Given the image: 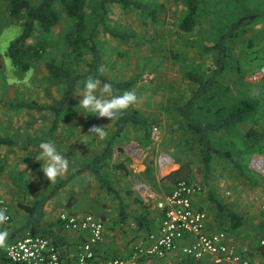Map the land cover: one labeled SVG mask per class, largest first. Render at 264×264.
Here are the masks:
<instances>
[{
	"label": "rangeland",
	"instance_id": "rangeland-1",
	"mask_svg": "<svg viewBox=\"0 0 264 264\" xmlns=\"http://www.w3.org/2000/svg\"><path fill=\"white\" fill-rule=\"evenodd\" d=\"M10 1L0 0V136L7 137L13 143L0 144V187L8 188L19 202L28 203L29 197L36 199L48 195L59 184L67 181L70 174L78 171L85 161H89L92 154L103 151L115 137L116 120L99 118L78 108L82 99L78 94L82 92L86 78L77 83L56 127H53L56 118L53 110L18 106L22 102L52 105L62 97L66 86L51 76L46 63L53 59L59 61L70 53L64 36L70 31L73 21L59 7V23L50 32L41 34L49 43L48 51L29 70L20 72L12 65L6 52L10 42L23 31L25 16L11 14ZM100 1L91 0L89 3L91 27L103 11ZM132 1L138 5L124 7L117 2L106 5L105 23L123 37L105 30L103 24H98L94 32L101 56L99 66L105 67L103 75L133 82L127 90H135L140 102L129 109L137 110L148 121V127L129 126L112 142L113 153L119 154L120 170L128 174L126 166L130 153H135L131 144L138 142L147 145L151 125L160 124L165 129L160 151H169L180 162L179 173L173 176V180L200 184L208 199L211 196L212 199L216 198L241 217L242 225L237 229L232 227V221L229 220L231 236L237 242L256 243L263 222L252 198L259 195L263 179L248 165L251 157L264 155V81H252L250 74L260 65L264 55V0H242V3L236 0H204L208 12L201 17L192 32H183L179 28L187 12L183 0ZM246 12H251L250 18L254 20L245 24L240 33L229 41V67L219 76L216 86L219 92L215 99H219L216 105H226L228 109L239 105L242 99L253 100L258 105V111L246 122L231 129L232 135L223 138L222 132L214 137V143L220 151L214 154L210 171L206 173L199 146L191 143L190 135L180 126L177 106L187 101L196 88V84L186 78L185 73L195 71L210 76L215 69L216 52L207 50V45L215 43L230 20ZM38 34L36 32L34 36ZM91 61L92 55L86 53L74 64L75 71L78 74L85 73ZM206 102L200 101L201 105H206ZM94 125H108V136L104 140L89 133ZM251 129L255 133L246 135ZM48 141L54 142L57 150L69 160L67 174L52 184L42 171L43 161L35 159L41 151L40 143ZM225 163L227 165L224 167L219 165ZM89 180L90 177L80 178L73 184L72 187L78 186L81 190L78 195L72 196L69 188L63 189L58 197L48 200L44 210V228L63 239L73 242L80 240L79 235L58 224L60 213H72L74 209L81 213L110 217L112 223L109 226L111 230L114 229L119 216L126 211L123 204L125 197L119 200L121 192L115 188L100 189L92 195L88 191L91 184ZM126 182L129 187V179ZM26 189L29 190L28 194ZM227 190L230 191L229 196L226 195ZM127 194L138 203L130 191L127 190ZM72 204L75 207L71 209ZM222 216L227 217V214L223 212ZM105 224L108 225V221ZM126 228L123 221L122 234L127 233ZM128 228L131 232L136 231L130 223Z\"/></svg>",
	"mask_w": 264,
	"mask_h": 264
},
{
	"label": "trees",
	"instance_id": "trees-1",
	"mask_svg": "<svg viewBox=\"0 0 264 264\" xmlns=\"http://www.w3.org/2000/svg\"><path fill=\"white\" fill-rule=\"evenodd\" d=\"M90 1L91 0H38L37 3H33L30 0L10 1V13L13 15L23 14L25 16L23 31L10 42L6 52L12 65L20 72L29 70L34 62L42 59L48 51L49 43L41 34L50 32L51 29L59 23L61 19L59 7H62L64 13L73 21L70 31L64 36L70 53L59 61L53 59L46 63V68L51 76L66 86L62 97L54 104L47 106L35 105L32 102H22L18 104L19 107L53 110L56 114L53 127L57 126L59 116L66 108V104L70 100L79 80L87 78L89 75L97 76L102 84L111 83L114 90H116L115 94L118 95L123 94V92L129 89L133 84L132 81L111 79L97 72L101 56L94 39V32L98 24H103L105 30L111 31L115 36L123 37L120 32L108 27L105 23V15L107 14L106 5L108 3L117 2L127 7L132 4L138 5V3L132 0H101L100 8L103 11L98 14V19H96L91 27L88 13ZM236 1L242 3V0ZM183 2L186 4L187 12L181 20L179 28L183 32H192L199 23L201 17L208 12V8L204 5V0H183ZM250 16H252V13L246 12L239 18L230 20V24L215 43L207 45V50H214L216 52L215 69L210 76L206 77L195 71H187L185 73L186 78L196 84V88L187 101L177 106L180 126L190 135L191 140L199 146L206 173L210 171L214 154L219 152V149H217L214 144V137L222 133L223 130L228 127L235 128L237 125L246 122L258 111V105L253 100L242 99L239 105L228 109L226 105H216L219 99H215L216 94L219 92L216 87L220 80L219 76L229 67V41L240 33V29H242L245 24L254 20L250 18ZM258 16L257 14V17ZM36 32L39 33L38 36H34ZM86 53L92 55V61L89 64L90 67L85 73L78 74L75 71L74 64ZM0 67H2L1 59ZM201 100L207 101L206 105H201ZM115 124V137L107 143L104 152L93 157L78 171L83 172L89 170L93 172L99 177L102 185L107 187L108 190H113L114 188L104 176L102 168L105 161L112 155V142L118 139L116 137L121 135L131 124L148 127L147 119L143 118L137 110L130 109H127L121 117L116 119ZM251 133L253 134V132ZM148 137L150 138V130ZM12 143L13 141L7 137L0 136V144ZM63 185L64 183L59 184L49 195H41L36 199L33 206H26V209L30 212L29 224L32 225V230L34 232L41 231L46 236L49 235L54 237L55 243L61 249L62 242L53 232L49 231L50 229L43 228L42 218L44 216L43 208L45 203L54 195L56 190ZM211 198L213 197L211 196ZM222 207V210L227 211L234 225H238L240 216L232 209H226L224 206Z\"/></svg>",
	"mask_w": 264,
	"mask_h": 264
},
{
	"label": "built area",
	"instance_id": "built-area-1",
	"mask_svg": "<svg viewBox=\"0 0 264 264\" xmlns=\"http://www.w3.org/2000/svg\"><path fill=\"white\" fill-rule=\"evenodd\" d=\"M250 78L254 82L264 81V55ZM162 139V128L153 124L149 140L151 146H158ZM134 150L135 153L141 152L139 147ZM154 158L164 175L174 170L175 161L169 154L162 152ZM249 166L264 177V155L251 157ZM137 189L146 191L143 184H138ZM201 193L203 188L200 184L178 180L169 192L155 200L162 213L158 227L149 231L147 242L134 244L126 256L99 255L98 247L105 237V225L95 214L62 212L58 220L61 228L81 233L75 264H264V224L256 243L236 245L229 239L226 229H209V213L195 204L196 196ZM253 201L264 216V197L256 195ZM0 208H6L9 216V220L0 225V231H3L12 222L10 203L3 195H0ZM0 264L68 263L51 237L26 228L18 237L8 239L6 248H1Z\"/></svg>",
	"mask_w": 264,
	"mask_h": 264
},
{
	"label": "crops",
	"instance_id": "crops-1",
	"mask_svg": "<svg viewBox=\"0 0 264 264\" xmlns=\"http://www.w3.org/2000/svg\"><path fill=\"white\" fill-rule=\"evenodd\" d=\"M153 124H155V123H153ZM156 124H158V123H156ZM134 125L135 124H131L129 126H134ZM152 125H151V127H152ZM158 125L163 130V138H164L165 137V129H163V127L160 124H158ZM237 126H239V125H237ZM151 127H150V130H151ZM231 129L233 130V127H228L226 129H224L223 130L224 133L222 134L223 136L222 135L221 136L224 138L227 135H230V134L232 135V133H230ZM252 130L253 129L248 131L246 133V135H248V136L251 135L252 134L251 132L255 133V131H252ZM114 131H116V128ZM234 133L235 132H233V134ZM149 140H150V138H149ZM162 141H163V139H162ZM162 141H161V143H162ZM191 141H192L191 143L196 144L193 140H191ZM161 143L156 147H152L150 144V141L148 142L147 145H144V144H141L138 142L131 144L132 148L134 147V149H135V147H139L141 152L140 153H138V152L134 153V151H133L130 153L129 164H128V166H126V170L128 171V174L126 171H121L119 168V167H121V165L119 163V154L118 153L112 152L113 154L111 155V157L107 161H105V164L102 168L103 174L106 177V179L109 181L111 186L113 188L117 189L119 192H121L119 194L120 195L119 200H121L122 198L125 197L123 204L125 206L126 211H125V213L122 214L121 217L119 216V218H118L119 222L116 223L115 226H113L114 229H112V230L110 229V226H109L112 223L110 217L105 218L102 215L101 216L96 215L97 217H99L100 219L103 220L104 225H105V237H104V240L101 242V244L98 247L99 255L104 256V257L129 255L131 250H132V246L134 244L147 242L146 237H147V234L149 233V231L158 227L162 213H161V210L157 207L155 200L160 199L167 192L170 191L172 186L178 181V180L177 181L173 180V176L176 173H179V170H180V162L176 159L175 156H173V154L169 153V151L168 152L160 151ZM216 147L218 149V146H216ZM81 150H84V149L81 147ZM104 150L97 153V154L96 153L92 154V156L90 157V160L93 157L102 154L104 152ZM162 152L169 154L173 158V160L175 161L174 170L171 173H169L168 175H164L163 172H161V170L158 167L157 161L154 158L155 155L162 153ZM226 155L229 156L230 154L227 153ZM89 161H87V162L85 161L83 166H85ZM219 165L224 167L227 165V163L219 164ZM78 171H76L72 175L70 174L69 177L67 178V181L62 182V183H64V185L65 184H67V185L66 186L63 185L62 187L58 188V190H56V191H58L59 194H57L58 192H55L51 198L56 197V196L58 197V195H60L62 193L63 189L68 190L69 188L72 190V193H70L72 196L78 195L77 193H79L81 191L80 188L78 186L77 187H72V186H74L73 184L76 183L77 180L79 181L80 178L82 179L85 177L91 178V180H89L90 181L89 183H91V184L88 187V191H90V193L92 195L97 193V191H99L100 189L101 190H103V189L108 190L107 187L102 185V182L99 179V177L97 175H95L93 172H91L89 170L83 171V172H78ZM254 173L259 175L257 172H254ZM125 174H127V175H125ZM127 176H128L129 181H130L129 187H128V184L126 182V180H128ZM259 177L263 179L262 180L263 182L261 183V188H260V191L258 192V194H260V195H262V197H264V177H262L261 175H259ZM84 180H86V179H84ZM190 182H192V181H190ZM194 183H196V182H194ZM138 184H143L144 187L146 188V191L145 192L139 191L137 189ZM57 187H55L54 190ZM54 190H52V191H54ZM127 190L130 191L134 195V197H136L138 199L137 200L138 203H135L133 201V199H131V197L127 194ZM52 191L49 194H51ZM227 191H229V190H227ZM227 191H226V195L229 196L230 194L228 195ZM26 193L28 194L29 190L26 189ZM0 195H3L4 197H6L10 203V206H11L12 222L9 225V227L6 229L9 233L8 239L12 240V239L18 237L22 233L21 231L25 228H31L32 229V225L29 224L30 212L26 209V206H33L35 204L36 199H38L40 196L37 197L36 199H34L33 197H31V198L29 197V200L27 201L28 203L19 202L18 200H16L17 198L15 196L13 197L11 195V193H9L8 188H3V187L2 188L0 187ZM44 195H47V194H44ZM47 202L44 205L43 211L47 207L46 206ZM252 203H254L253 198H252ZM195 204H196V206H198L200 208H204L209 213V216H210L209 229L210 230L226 229L228 234H229V239L233 243H235L236 245H239V246L244 244V242H237L231 236V233L229 232V229L231 226L229 220L232 221V227L235 229H237L240 225H242L241 217H240L239 224L234 225V222L231 219V217L228 215L227 211L222 210V208H223L222 206L226 207V209H229V207L223 205L216 198L215 199H212V198L208 199L207 196L204 195V192L201 193L200 195L196 196ZM254 204H256V203H254ZM73 207H75V206L73 205L71 207V209ZM257 208H258V205H257ZM71 211H73L74 213H81L80 211L74 210V209H72ZM258 211L261 215V220L264 224V216L261 213V211L259 210V208H258ZM223 212H225L227 214V217L222 216ZM44 217H45V211H44V216L42 218V226H43ZM107 221H108V225L105 224ZM123 221L127 225V228H126L127 233L126 234L121 233V230H122L121 225H122ZM128 223L133 225L136 231L132 230V232H131V230L128 228ZM52 225H50V227ZM262 228H263V226H262ZM37 232L42 233L41 231H37ZM73 232L77 234L76 236H78V235L80 236V240L73 242V241H69L67 239H63L61 236H59L56 233L54 234L55 236H58V239L62 242V245H61L62 249L60 247L59 248H60L62 254H64L63 257L65 258V260L68 264H75L74 260L76 258L77 252H76V249L74 247H76L77 244L80 243L81 239H82L81 233L75 232V231H73ZM47 236H49V235H47ZM49 237H51L52 239L54 238L52 236H49ZM68 247H70V248H68ZM0 252H1V248H0ZM106 253H110L111 255H108ZM114 254H116V255H114ZM192 264H194V263H192Z\"/></svg>",
	"mask_w": 264,
	"mask_h": 264
},
{
	"label": "clouds",
	"instance_id": "clouds-1",
	"mask_svg": "<svg viewBox=\"0 0 264 264\" xmlns=\"http://www.w3.org/2000/svg\"><path fill=\"white\" fill-rule=\"evenodd\" d=\"M97 72L103 75L105 67L99 66ZM111 83H103L94 75H89L84 81V87L78 96H82L79 107L84 113H91L99 118H107L114 121L121 117L127 109L140 102L135 90H126L123 94H115ZM82 113V114H84ZM108 125L92 126L89 133L95 134L99 139L104 140L108 136L106 127ZM40 154L35 157L37 161H43L42 171L46 178L55 183L58 178L63 177L69 170V160L62 155L54 142H41L39 145ZM9 220L6 208H0V225ZM9 233L7 230L0 231V248L7 247Z\"/></svg>",
	"mask_w": 264,
	"mask_h": 264
}]
</instances>
